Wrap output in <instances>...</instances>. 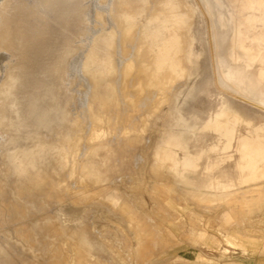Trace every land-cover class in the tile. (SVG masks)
<instances>
[{"label": "rangeland", "instance_id": "obj_1", "mask_svg": "<svg viewBox=\"0 0 264 264\" xmlns=\"http://www.w3.org/2000/svg\"><path fill=\"white\" fill-rule=\"evenodd\" d=\"M183 1L190 56L162 84L135 68L151 9L126 22L130 35L114 36V69L93 83L84 62L105 30H117L119 0H64L51 10L46 0H21L29 22L3 31L28 34L21 40L35 51L48 32L52 47L27 73L28 86L14 90L17 128L0 119V264H264V162L244 180L238 142L264 143V88L237 81L264 61L248 66L239 52L226 53L235 34L229 0ZM10 9L0 0V12L18 20L20 10ZM18 56L0 49V82ZM57 56L63 65L53 75ZM231 69L242 74L230 80ZM44 90L54 110L39 100ZM223 112L237 119L231 145L215 128ZM41 147L45 180L33 196L19 195L15 156ZM186 157L193 166L175 168Z\"/></svg>", "mask_w": 264, "mask_h": 264}, {"label": "bare ground", "instance_id": "obj_2", "mask_svg": "<svg viewBox=\"0 0 264 264\" xmlns=\"http://www.w3.org/2000/svg\"><path fill=\"white\" fill-rule=\"evenodd\" d=\"M14 1L17 5H14ZM64 0H46V7L48 10L57 7ZM115 1V0H109ZM232 6L231 19L235 24V34L232 38L231 43L226 49V53L231 54L234 51L240 53L241 58L246 65L251 66L257 61H264L261 56L260 49L264 45V0H229ZM11 5V11L19 9L22 14L21 17L16 21H10L7 17L6 12H0V49L6 52H17L20 56L17 58L20 60L18 65L14 66L11 71L7 74L5 81L0 82V102L5 104L0 107V119L1 121H10L13 124V128H17L11 115L15 113V108L19 107V98L14 94L15 89H22L28 86L26 75L29 71L37 67L40 61V57L44 54H48L51 51L52 42L51 36L44 30L43 42L40 50L30 49L28 43L21 40L24 36L22 31H3L7 28H17L22 24H27L30 20L32 12L27 11L26 6L21 3V0H6ZM121 3L117 9L120 11L116 14V10L113 11L114 25L115 28L105 30L101 38L97 40L90 47L89 55L86 58L84 65L85 71L91 72L92 81L99 82L102 74L110 72L114 69L112 50L115 48L114 36L118 33L124 35H130L134 30V24L127 25L129 19H135V17L146 12L147 9H151L155 13L151 18L148 19L146 24V39L145 45L143 46L142 40H138L142 46L138 49L137 54L142 58L141 63L138 67H135L137 72L141 75H145V79L150 82L165 84V77L169 72L179 74L181 71V62L184 56H190V51L185 54V33L184 25L187 14L182 11L184 6L183 0H119ZM135 3V8L132 5ZM13 6V7H12ZM44 16V15H42ZM104 15H99V18ZM45 20V18L43 19ZM256 28L261 29V33L256 34L254 30ZM14 30V29H13ZM24 37H28L26 34ZM29 39L30 36H29ZM130 42V37L125 41V44ZM68 46V44H66ZM67 48H63V53L66 54ZM38 57L36 58V56ZM35 58V59H34ZM55 70L53 75H59L63 65V58L57 56L55 61ZM102 65L103 68L96 71V66ZM125 72L128 70L129 65L121 66ZM242 70V69H241ZM148 71H151L150 73ZM98 73V74H97ZM242 72L236 73L231 69L228 74V78L233 80L236 76L241 75ZM49 74H46V76ZM135 75V73H134ZM136 77V76H135ZM240 83L247 82L250 90L255 91L260 87L264 88V69H259L256 74L241 75L237 78ZM39 86V81L32 85V88ZM107 88H111L109 84ZM22 92L20 93L21 96ZM39 98V97H37ZM36 98V99H37ZM50 100L49 109L54 110L55 99L52 96V90H44L43 96L39 100ZM35 109V103L29 110V114H33ZM51 110V111H52ZM47 113V112H46ZM28 112L26 113V115ZM216 130L221 132L224 137L228 140V145H231L232 140L235 136V129L237 119L231 118L226 119V112H223L216 116ZM17 121H19L17 119ZM30 143L36 142L38 138L37 133L32 134ZM177 145L182 144V139H176ZM239 143L240 149L242 150L244 170L241 176L244 180H255L258 171L261 169L260 165L264 162V143L253 144L251 141L245 138H240ZM23 149L15 156L16 160L14 165L17 167L16 186L19 195L33 196L34 192L37 191L41 185L40 181L45 180V148L41 147L38 154H28L21 160L18 159L22 154ZM190 158L186 157L182 164L175 163V168L183 167L188 169L193 166L189 161ZM48 184L54 188L51 180L48 179ZM1 189V185H0ZM47 189V188H46ZM47 194L49 190L47 189ZM77 236V234H76Z\"/></svg>", "mask_w": 264, "mask_h": 264}]
</instances>
